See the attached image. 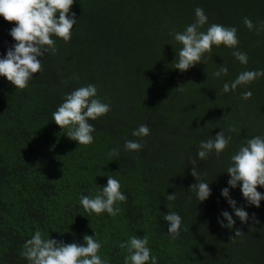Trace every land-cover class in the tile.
<instances>
[{"label": "trees", "instance_id": "1", "mask_svg": "<svg viewBox=\"0 0 264 264\" xmlns=\"http://www.w3.org/2000/svg\"><path fill=\"white\" fill-rule=\"evenodd\" d=\"M197 7L208 17L201 31L213 23L236 27L239 45L213 46L201 63L181 72L174 63L182 45L170 33L195 22ZM71 12L78 20L71 41L53 37L58 52L39 58L43 72L23 91L0 76V264H28L20 252L37 230L44 238L81 245L86 234L96 233L98 254L108 264H124L127 252L119 244L146 234L158 264H264V200L257 208L240 186L230 188L237 207L249 213L242 223L221 194L230 187L231 156L248 139L264 136V77L223 92L241 72L264 70V0H75ZM245 17L255 30L245 26ZM13 27L0 16V56L16 43ZM234 50L247 53V65L233 57ZM221 65L228 75L217 78L213 73ZM88 84L111 111L89 120L94 142L79 146L52 113ZM245 91L253 93L248 100L241 99ZM141 124L150 128L142 139L132 135ZM229 126L237 132L229 133ZM221 130L231 136L225 151L200 160V142ZM126 140L143 148L128 151ZM114 148L119 155L109 157ZM193 159L210 184L204 202L189 191L197 183ZM108 176L119 180L127 201L116 205V217L89 216L79 197L95 196ZM257 190L264 195V187ZM174 193L176 200L168 201ZM169 211L182 218L176 239L163 219ZM223 211L233 215L234 228L221 227ZM236 229L244 235L231 241Z\"/></svg>", "mask_w": 264, "mask_h": 264}, {"label": "clouds", "instance_id": "2", "mask_svg": "<svg viewBox=\"0 0 264 264\" xmlns=\"http://www.w3.org/2000/svg\"><path fill=\"white\" fill-rule=\"evenodd\" d=\"M74 3L75 0H0V16L7 22L15 23V27L10 30V35L16 41L14 46L7 50L6 56H0V76L6 77L16 90L23 91L37 73L43 72L40 57H44L46 53L55 55L58 52L56 40L53 37L62 39L65 43L71 41L72 29L78 22L76 14L71 12ZM195 16V22L188 25L183 32L170 33L175 41L182 45L174 63V69L181 72L201 63L205 54H211L213 46L223 45L230 49H237L239 45L236 27L213 23L206 31H201L208 17L199 7L195 9ZM243 23L250 31L255 30L256 26L249 18L245 17ZM261 30H264V23L261 24ZM232 55L241 64L247 65V53L234 50ZM228 71L227 66L221 65L213 75L217 78L222 75L227 76ZM261 77H264V70L243 71L234 81L224 83L223 92L228 93L235 91L238 87L248 86ZM181 86L178 89L182 90ZM252 95L251 91H245L241 99L248 100ZM110 111V104L98 98L96 86L88 84L66 95L64 101L52 113V120L68 138L78 142L79 146H89L94 142L92 133L95 131L89 120H97ZM227 131L233 133L237 132V129L229 126ZM132 135L142 139L150 135V128L146 124H141L133 130ZM230 141L231 136H226L225 131L221 130L214 138L200 142L197 155L202 161L212 153L219 158ZM124 148L128 151H140L143 144L126 140ZM108 155L109 157L118 156L119 152L114 148ZM191 164V174L196 178L197 183L191 185L189 191L195 194L199 202H204L211 195L210 184L200 178L195 159L191 161ZM226 172L230 176L228 181L230 187L223 188L221 194L227 199L235 216L242 223H247L249 213L243 207H237L236 200L230 196V188L240 186L248 204L260 207L264 195L257 189L264 187V136L252 137L246 141V144L240 146L239 150L231 156V163ZM166 199L175 201L176 193L167 194ZM126 201L127 197L121 191L119 180L112 176H108L107 185L102 187L95 196L81 194L79 197V204L89 216L107 213L111 217H116L121 211L116 205ZM168 207L170 208L171 205L169 204ZM221 215L223 219H218L221 227L229 229L235 227L236 221L231 213L223 211ZM163 219L168 222V235L172 239L178 238L182 225L181 216L169 211ZM225 220L227 223L224 222ZM255 222L259 223L258 220ZM96 235L95 233V237ZM243 235L244 232L241 229H236L235 235L230 239L232 241ZM95 237L86 234L83 245L64 243L51 237L44 238L43 233L37 230L30 239L26 240L20 255L28 261V264H108V261L98 254L102 245ZM148 244L147 234L142 238L133 235L126 242H121L119 247L127 252L124 264H158V259L151 255Z\"/></svg>", "mask_w": 264, "mask_h": 264}]
</instances>
